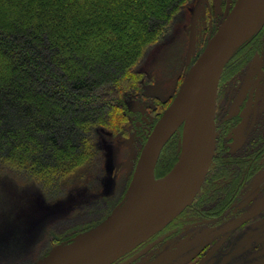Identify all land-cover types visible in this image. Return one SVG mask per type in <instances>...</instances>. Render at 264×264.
<instances>
[{"label": "trees", "instance_id": "trees-1", "mask_svg": "<svg viewBox=\"0 0 264 264\" xmlns=\"http://www.w3.org/2000/svg\"><path fill=\"white\" fill-rule=\"evenodd\" d=\"M194 1L0 0V165L47 182L92 163L108 131L121 132L124 112L136 113L126 102L140 95L146 54L180 57L174 27ZM172 100L160 109L153 101L159 116Z\"/></svg>", "mask_w": 264, "mask_h": 264}, {"label": "rangeland", "instance_id": "rangeland-1", "mask_svg": "<svg viewBox=\"0 0 264 264\" xmlns=\"http://www.w3.org/2000/svg\"><path fill=\"white\" fill-rule=\"evenodd\" d=\"M235 1H194L195 5L189 6L186 16L174 27L176 34L183 37L185 45L182 44L180 57L175 60L177 52L174 51L164 59L161 57L163 48L152 49L146 54L145 61L136 71L141 77L138 88L140 95L131 96L126 102L136 113L132 117L124 112L121 132L118 133V129L108 131L110 133L95 151L92 163H86L82 169L61 181L47 179V182L28 177L27 170L18 172L9 166L0 165V264H39L54 253L58 245L72 242L108 219L123 201L148 140H142L133 126L127 127L129 121L136 118L140 108L150 106L158 111V106L153 102L155 100L162 102L159 109L168 105L171 99V104L174 102L181 92V84L183 87L194 65L192 55L199 49L201 40L213 37L216 24L223 23L227 17L223 14H229ZM217 103L218 97L216 110ZM166 110L161 116L158 115L160 119ZM147 114L150 117L151 110L147 109ZM248 122L252 127V121H245L242 125ZM184 131L185 128L181 127L162 149L155 170L157 179L168 174L179 160ZM215 131L217 139L216 121ZM160 161L166 164V170L169 168L164 174L157 171L163 170L158 167ZM121 162L124 165L115 175L116 165ZM261 182L259 179L258 183Z\"/></svg>", "mask_w": 264, "mask_h": 264}, {"label": "flooded vegetation", "instance_id": "flooded-vegetation-1", "mask_svg": "<svg viewBox=\"0 0 264 264\" xmlns=\"http://www.w3.org/2000/svg\"><path fill=\"white\" fill-rule=\"evenodd\" d=\"M262 29L222 72L214 162L197 196L165 227L112 264H264ZM140 110L141 115L131 118L127 127L133 126L145 140L159 112L150 106ZM139 117L141 121H135ZM245 121H252L253 126L250 122L243 126ZM123 165H116L115 175ZM259 179L263 182L258 183Z\"/></svg>", "mask_w": 264, "mask_h": 264}, {"label": "water", "instance_id": "water-1", "mask_svg": "<svg viewBox=\"0 0 264 264\" xmlns=\"http://www.w3.org/2000/svg\"><path fill=\"white\" fill-rule=\"evenodd\" d=\"M264 26V0H237L188 72L181 92L148 136L130 186L112 214L39 264H112L165 227L196 197L213 162L215 111L222 72L237 50ZM194 113L190 131L188 118ZM185 128L179 160L157 179L171 137Z\"/></svg>", "mask_w": 264, "mask_h": 264}, {"label": "bare ground", "instance_id": "bare-ground-1", "mask_svg": "<svg viewBox=\"0 0 264 264\" xmlns=\"http://www.w3.org/2000/svg\"><path fill=\"white\" fill-rule=\"evenodd\" d=\"M242 47V46H241ZM240 47V48H241ZM239 48V49H240ZM238 51V50H237ZM227 65V64H226ZM193 121H194V113L192 112L191 114H190V117L188 118V121H187V125H186V130L187 131H190V129H191V127H192V124H193ZM155 129V128H154ZM153 129V130H154ZM153 132V131H152ZM151 132V133H152Z\"/></svg>", "mask_w": 264, "mask_h": 264}]
</instances>
